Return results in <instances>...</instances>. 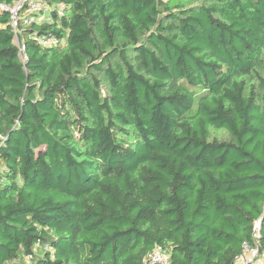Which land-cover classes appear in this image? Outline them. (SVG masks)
Returning <instances> with one entry per match:
<instances>
[{
  "label": "trees",
  "instance_id": "1",
  "mask_svg": "<svg viewBox=\"0 0 264 264\" xmlns=\"http://www.w3.org/2000/svg\"><path fill=\"white\" fill-rule=\"evenodd\" d=\"M19 1L0 0V264L264 255V0H41L51 19L14 27Z\"/></svg>",
  "mask_w": 264,
  "mask_h": 264
},
{
  "label": "built area",
  "instance_id": "2",
  "mask_svg": "<svg viewBox=\"0 0 264 264\" xmlns=\"http://www.w3.org/2000/svg\"><path fill=\"white\" fill-rule=\"evenodd\" d=\"M28 3L25 12L20 16L19 11L23 8V4ZM2 7L10 10L12 13L13 25L16 27L20 18L27 22L39 21L42 19H51L50 4L41 0H20L14 7L2 4ZM50 41V40H49ZM25 44H21V55L26 58ZM256 235L260 230V224L256 223ZM169 264V255L162 245H157L153 252L149 255L147 264ZM233 264H264V255L260 252L259 247L248 243L244 244V249L241 255L237 257Z\"/></svg>",
  "mask_w": 264,
  "mask_h": 264
},
{
  "label": "rangeland",
  "instance_id": "3",
  "mask_svg": "<svg viewBox=\"0 0 264 264\" xmlns=\"http://www.w3.org/2000/svg\"><path fill=\"white\" fill-rule=\"evenodd\" d=\"M213 134L215 136H218V137H224L225 136V132L223 130H214Z\"/></svg>",
  "mask_w": 264,
  "mask_h": 264
},
{
  "label": "water",
  "instance_id": "4",
  "mask_svg": "<svg viewBox=\"0 0 264 264\" xmlns=\"http://www.w3.org/2000/svg\"><path fill=\"white\" fill-rule=\"evenodd\" d=\"M263 220V218L261 219V221Z\"/></svg>",
  "mask_w": 264,
  "mask_h": 264
}]
</instances>
